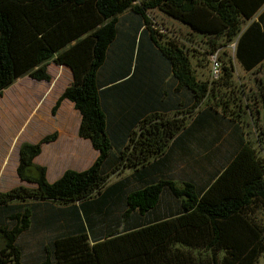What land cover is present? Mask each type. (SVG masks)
Wrapping results in <instances>:
<instances>
[{
    "label": "trees",
    "instance_id": "trees-1",
    "mask_svg": "<svg viewBox=\"0 0 264 264\" xmlns=\"http://www.w3.org/2000/svg\"><path fill=\"white\" fill-rule=\"evenodd\" d=\"M151 9L183 23L190 34L213 38L211 43L223 38L209 54L232 44L231 57L220 67L229 87L236 62L246 72L264 71V0H0V92L25 75L48 82L50 61L67 66L72 80L51 112L63 99L72 102L80 115L77 134L97 152L87 168L66 169L48 182L46 168L33 160L56 133L19 145L16 175L33 187L0 191V264H256L264 257V227L251 214L253 208L264 211V153L241 137L233 121L242 116V100L232 96L221 103L217 82L197 78L179 40L161 43L148 35L147 46ZM127 10L143 19V27L128 38L125 62L121 51L123 75L133 76L135 50L160 74L153 78L156 100L136 101L141 111L116 132L119 124L112 129L106 116L113 75L104 82L99 76L117 38L118 16ZM158 59L170 72L167 89L160 87L165 68ZM258 85L264 106V75ZM184 91L187 98L176 97ZM230 102L237 110L226 119ZM202 103L207 104L200 110ZM224 124L233 127V148L221 165L214 162L216 148L202 158L218 163L203 188L192 179L179 185L149 178L185 151L187 141ZM115 173L123 176L109 182ZM163 195L177 202L174 208L161 207ZM32 222L61 231L38 259L24 258L20 243Z\"/></svg>",
    "mask_w": 264,
    "mask_h": 264
},
{
    "label": "rangeland",
    "instance_id": "rangeland-1",
    "mask_svg": "<svg viewBox=\"0 0 264 264\" xmlns=\"http://www.w3.org/2000/svg\"><path fill=\"white\" fill-rule=\"evenodd\" d=\"M147 17L150 23L148 27L145 28L144 40L146 45L148 46V43H150L148 35H153L161 43L163 39L168 38L179 40V42L188 49L191 55L197 78L200 80H207L208 82L211 80L217 82L214 89L218 98L220 95L221 103H223L225 99H228V97L231 98L233 96L237 101L238 98H241L242 102L240 103V107L242 108V116L240 119H235L233 121L239 124L241 137L245 141L251 143L258 152L264 153V106L258 99V79L264 75V71L255 70L246 72L242 70L236 62L235 71L232 76L233 80L231 87H229L224 83L225 75L222 74L223 71L220 67L223 61L226 62L228 57H231L233 51L232 44L217 47L215 52L209 54L208 51L211 50L214 45H218L220 41L224 40L223 38H218L215 42L211 43V39L213 38L210 39V37H199L198 35L190 34L189 29L183 23L169 17L157 9L149 10L147 12ZM142 27L143 19L133 12L127 10L118 16L117 38L108 49L106 61L101 68L99 76V80L104 82L109 77V73L113 75L111 80L113 83L109 85L106 92V116L109 125H112V129L119 124L116 126V132H119L118 130L123 131L125 124L141 111V107L134 104L136 101L145 104L150 99L155 101L156 99L154 98L157 96V91L154 90V85L156 84H153V78L156 79V75L160 74V71H155L152 60L144 63L136 57L135 50L132 57L134 68L131 79L123 75L124 68L122 63L118 64V60L120 62V54H122L121 51L124 52V54H122L124 55L123 62L127 61L128 38L138 34ZM151 47L155 50L154 46L151 45ZM219 60H221V63L218 62ZM116 63L118 65L117 69L114 71ZM158 63L159 67L165 68L161 81V83L164 84H160V87L164 86L167 89L170 83V72L164 60L161 61L158 59ZM47 69L49 70V72H47L51 73L53 77L52 84L57 78L58 84L56 85V92L59 89L63 91L65 86L72 80L70 71L62 65H57L50 61ZM119 77L122 78L119 79ZM36 85H42V83L37 80L33 81L28 75H25L23 79L18 80L14 84L13 88L6 91L4 97H2L4 99L0 102V110L4 112L7 118L16 119V117H18L19 120L22 121L26 117L29 108H31L30 104L36 99L33 97L34 94H37L36 88L34 89ZM15 89L16 92L11 94ZM188 93V91H184L183 94H176V97L184 99L189 96ZM103 100L104 98H102V102ZM207 103H202L199 109L202 110V107ZM48 105L46 107V111L48 110L47 112L49 115L47 128L52 129L57 127L58 123L62 125V129L53 131L56 133V136L52 141L42 144L43 147L41 146L40 153L38 154L40 155L38 161L43 164L42 166L46 168L49 178H51L47 181L52 182L66 169L80 171L87 168L95 159L97 152L92 148L87 139L78 136L79 114L72 106L69 108L62 106V112H60L59 117H57V111L52 113L50 107L48 109ZM230 105H232V107L230 106L231 113L224 116L226 119L236 114L235 110H237V108H235V103L230 102ZM43 106L45 107V103ZM256 109H258L257 115L255 114ZM198 111L199 110L189 115V118H187L188 123L192 122ZM63 115L66 118V124H64L65 129L61 121ZM225 125L226 124L219 127L215 126L213 129L202 131L200 140L187 141L185 151L178 152V157L172 155L167 168H162L160 175L156 174L155 177L149 178L153 181L160 177L170 179L176 181L179 185L186 180L192 179L195 181L197 187L203 188L208 179V172L215 169L214 167L218 163L220 165L225 163L228 157L227 153L233 148V127H225ZM19 133L20 132L8 136L3 132V136L0 137V191L8 190L17 185L33 187L31 183L20 181L16 175L18 147L23 141V139L19 137ZM215 137L218 139L215 143H212ZM235 137L237 138V134H235ZM214 148L219 150V153H217L214 159V162L218 163L210 165L202 158L209 154L212 155ZM122 176V174L115 173L111 176L109 182L116 181ZM175 204H177V202L173 199L166 195L162 196L161 207L174 208ZM251 211L252 216L264 227V211L256 208H253ZM60 232L61 231L54 225L53 228H43L39 227L37 223L35 227L32 222L28 233H24L20 237L24 258L32 259L37 257L38 259L42 253L43 246H49L50 237H54ZM256 264H264V257L262 255L258 257Z\"/></svg>",
    "mask_w": 264,
    "mask_h": 264
},
{
    "label": "crops",
    "instance_id": "crops-1",
    "mask_svg": "<svg viewBox=\"0 0 264 264\" xmlns=\"http://www.w3.org/2000/svg\"><path fill=\"white\" fill-rule=\"evenodd\" d=\"M62 66H64L66 69H68L71 73V70L67 66H65V65H62ZM47 71L49 72L48 69H47ZM49 74H50L51 78L48 82L39 81L42 83V85H36L34 87V89L36 88L37 94H34L33 97L36 99H34V102L32 101V103L30 104L31 108H29V111H28L26 117L22 121H20L18 117H16V119L7 118L4 115V112L2 110H0V137L3 136V132L8 136H11V134L15 135L16 133L20 132L19 137L23 139L22 142L34 143V142H37L39 139H41L43 136L50 134L51 132L55 131L56 129H62V125H60L59 123L57 124V127H54L52 129L47 128V124H48L47 121L49 119V115L47 112L48 110L46 111V107L49 104L48 109H49V107L51 109L55 100L57 99V97L62 92V89H59L56 92V90H57L56 85L58 84L57 78H56L55 82L52 84L53 77H52L51 73H49ZM71 76H72V73H71ZM20 79H23V76L17 78L10 86H8L7 88L3 89L0 92V102L4 99L2 97H4L6 91L13 88L14 84ZM33 81H34V79H33ZM13 92H16V89L13 90L11 92V94ZM48 102H50V103H48ZM44 103H45V107L43 106ZM62 103H63V105H62ZM60 106H61V108H60ZM62 106H65L67 108H69L71 106L73 107V103L67 99H63L60 102V105L56 110L57 111V114H56L57 117H59V113L62 112ZM58 109H59V112H58ZM77 113L79 114L78 111H77ZM52 117H54V116H52ZM79 120H80V115H79L78 123H79ZM61 121L63 124V128L65 129L64 124H66V118L64 115H63V119ZM39 157H40V155H37L34 158L33 162L38 164V165H43L41 162L38 161ZM17 164H18V162H17ZM45 176H46V180L51 179V178H49L47 170H46Z\"/></svg>",
    "mask_w": 264,
    "mask_h": 264
}]
</instances>
